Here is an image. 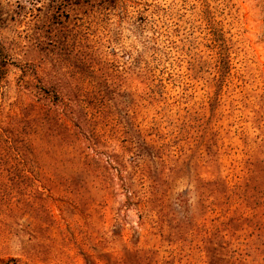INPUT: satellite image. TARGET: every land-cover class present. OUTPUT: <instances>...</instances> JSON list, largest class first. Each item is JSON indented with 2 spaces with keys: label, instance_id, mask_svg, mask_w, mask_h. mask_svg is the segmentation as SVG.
Here are the masks:
<instances>
[{
  "label": "rangeland",
  "instance_id": "1",
  "mask_svg": "<svg viewBox=\"0 0 264 264\" xmlns=\"http://www.w3.org/2000/svg\"><path fill=\"white\" fill-rule=\"evenodd\" d=\"M0 264H264V0H0Z\"/></svg>",
  "mask_w": 264,
  "mask_h": 264
},
{
  "label": "trees",
  "instance_id": "2",
  "mask_svg": "<svg viewBox=\"0 0 264 264\" xmlns=\"http://www.w3.org/2000/svg\"><path fill=\"white\" fill-rule=\"evenodd\" d=\"M107 2L111 3V2H113V0H107ZM200 196H203V194H202V193H200ZM201 200H202V203H204V202H203V198H202V197H201Z\"/></svg>",
  "mask_w": 264,
  "mask_h": 264
}]
</instances>
